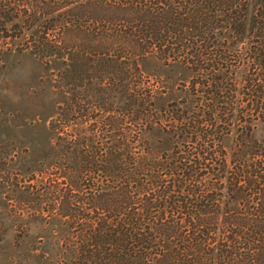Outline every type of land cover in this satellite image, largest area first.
Masks as SVG:
<instances>
[{
  "label": "trees",
  "instance_id": "16d2710c",
  "mask_svg": "<svg viewBox=\"0 0 264 264\" xmlns=\"http://www.w3.org/2000/svg\"><path fill=\"white\" fill-rule=\"evenodd\" d=\"M14 1L0 32L64 100L39 192L63 245L36 261L264 264V0Z\"/></svg>",
  "mask_w": 264,
  "mask_h": 264
},
{
  "label": "rangeland",
  "instance_id": "374dc122",
  "mask_svg": "<svg viewBox=\"0 0 264 264\" xmlns=\"http://www.w3.org/2000/svg\"><path fill=\"white\" fill-rule=\"evenodd\" d=\"M29 34L0 32V264H51L54 251L63 245L53 236L60 227L57 222L50 225L42 210L50 206V197L39 192L46 190L45 182L57 179L52 169L61 160L49 150L57 142L50 127L64 100L56 86L58 63L31 53L24 43ZM237 133L224 142L230 158L240 148ZM253 135L264 139L262 123L254 124ZM65 163L66 170L73 165ZM41 253L51 262L38 263L36 255Z\"/></svg>",
  "mask_w": 264,
  "mask_h": 264
}]
</instances>
